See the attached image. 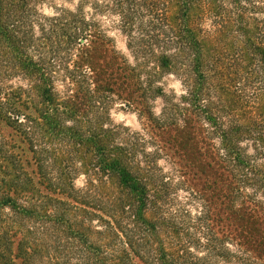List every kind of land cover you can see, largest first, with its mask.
<instances>
[{"label": "trees", "instance_id": "16d2710c", "mask_svg": "<svg viewBox=\"0 0 264 264\" xmlns=\"http://www.w3.org/2000/svg\"><path fill=\"white\" fill-rule=\"evenodd\" d=\"M39 2L0 0V264H264V0Z\"/></svg>", "mask_w": 264, "mask_h": 264}, {"label": "rangeland", "instance_id": "374dc122", "mask_svg": "<svg viewBox=\"0 0 264 264\" xmlns=\"http://www.w3.org/2000/svg\"><path fill=\"white\" fill-rule=\"evenodd\" d=\"M77 1L78 0H40V2L36 4L35 7L41 15L52 16L55 13L54 8H66L69 10H74ZM85 11L86 13L90 12L88 8H85ZM98 19L100 20L103 29L111 39L112 44L114 45L117 52L131 61L129 51L126 47V37L120 32L118 28L116 20L117 18L115 16H102L98 17ZM205 26L208 27L207 22H205ZM159 81V85L163 88L166 94H172L174 96L183 94L181 80L176 74H165ZM57 87L59 91H63V84L61 82H57ZM149 105L153 114L157 116L161 112L163 102L160 98H156L155 100L150 101ZM109 109L111 122H113L114 124H121L131 131L143 133L146 119L144 118V115L140 114L135 108H126L121 101L115 100L114 102H112ZM149 149L153 150L152 147H150ZM158 157L159 158L156 161L158 168L162 173L171 175L172 170L171 166L169 165V160L162 154H160ZM83 179L84 178L80 176L76 180L75 184L77 187H82ZM174 180H176V177H174ZM187 196L188 195L180 189L177 190V192L174 194V198L179 202L188 201ZM184 208L187 209L191 215L197 214L198 206L194 203H191V205H185ZM229 249L233 250L232 247H229ZM216 264L238 263H236L235 261H231L230 263L218 261Z\"/></svg>", "mask_w": 264, "mask_h": 264}]
</instances>
